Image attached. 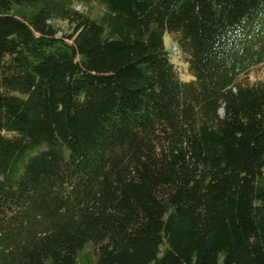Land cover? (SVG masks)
<instances>
[{"label": "trees", "instance_id": "16d2710c", "mask_svg": "<svg viewBox=\"0 0 264 264\" xmlns=\"http://www.w3.org/2000/svg\"><path fill=\"white\" fill-rule=\"evenodd\" d=\"M262 66L264 0H0V264H264Z\"/></svg>", "mask_w": 264, "mask_h": 264}, {"label": "rangeland", "instance_id": "374dc122", "mask_svg": "<svg viewBox=\"0 0 264 264\" xmlns=\"http://www.w3.org/2000/svg\"><path fill=\"white\" fill-rule=\"evenodd\" d=\"M74 8L76 11L80 13H90L91 12H97L99 11L98 6H91V7H84L80 4H75ZM54 25L59 29V36H63L68 32V25L65 22L61 21H54ZM165 47L169 53V58L172 64L175 66L177 71L179 72V75L182 80L188 81L191 80V75L189 71L187 70V66L184 63V59L181 55V53L178 50V47L173 45V40L171 38H168L166 35L164 38ZM259 72H252L250 75V79H264V66L260 67ZM222 115V112L220 113ZM82 256L84 258H88L91 264H94V255H93V249L91 248V245H87V247L82 251Z\"/></svg>", "mask_w": 264, "mask_h": 264}]
</instances>
